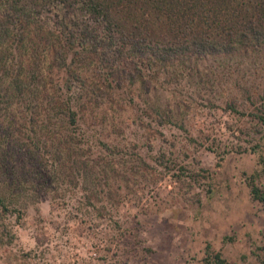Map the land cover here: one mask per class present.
<instances>
[{
  "label": "rangeland",
  "instance_id": "rangeland-1",
  "mask_svg": "<svg viewBox=\"0 0 264 264\" xmlns=\"http://www.w3.org/2000/svg\"><path fill=\"white\" fill-rule=\"evenodd\" d=\"M147 29L166 35L161 24ZM72 67L84 80L73 106L88 141L119 148L102 154L113 203L100 216L78 187L20 174L30 201L5 220L13 237L0 241V264H198L206 245L228 264H260L264 205L249 182L264 191V126L250 114L264 110V46L174 60L148 91L110 85L91 58Z\"/></svg>",
  "mask_w": 264,
  "mask_h": 264
},
{
  "label": "trees",
  "instance_id": "trees-1",
  "mask_svg": "<svg viewBox=\"0 0 264 264\" xmlns=\"http://www.w3.org/2000/svg\"><path fill=\"white\" fill-rule=\"evenodd\" d=\"M160 24L164 37L148 32ZM141 30L147 34L138 38ZM261 46L264 0H0V241L13 237L5 220L18 221L30 201L20 174L45 178L54 190L53 182L67 191L78 187L100 216L113 203L110 160L102 154L119 148L95 146L80 126L73 99L83 97L84 80L72 67L75 59L95 60L110 85L139 82L148 91L160 68L174 60ZM250 115L264 126V110ZM263 151L258 160L264 176ZM186 173L195 183V172ZM249 185L264 205V191ZM198 264L228 261L206 245Z\"/></svg>",
  "mask_w": 264,
  "mask_h": 264
}]
</instances>
